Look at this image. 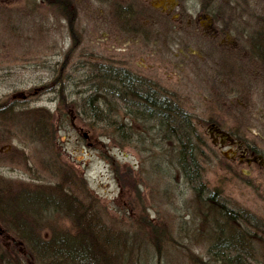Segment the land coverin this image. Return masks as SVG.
Returning <instances> with one entry per match:
<instances>
[{
    "label": "rangeland",
    "instance_id": "1",
    "mask_svg": "<svg viewBox=\"0 0 264 264\" xmlns=\"http://www.w3.org/2000/svg\"><path fill=\"white\" fill-rule=\"evenodd\" d=\"M212 2L235 9L241 18L251 21L253 26L248 34L255 35L264 23V0ZM105 3L106 0H81L82 20L86 25L91 24L92 35L87 34L85 51L79 49V53L89 58L76 56L75 69L62 65L58 69L55 45L68 47L69 43H62L64 33L55 31L51 1L41 6L39 14L29 15L25 8H35L34 0H0V104H5L0 106H11L15 114H1L5 107L0 109V201L7 198L8 191L19 188L51 195L57 184L55 168L69 166L82 176L87 193L96 198L103 218L125 229L136 240L138 262L179 264L193 259L220 262L209 256V245L215 240L211 238L215 234L212 227L217 221L215 214L204 207L203 199L207 194H215L217 198L220 195L219 198L228 199L241 211L253 213L264 221V168L259 163L252 167L231 166L219 152L204 144L199 155L201 181L207 192L201 195L198 182H188L177 164L178 144L174 140L156 142L151 130L153 123L137 117L134 107L124 106L111 92L105 91L107 102L103 105L107 116L124 124L123 129L134 139L132 142H114L110 137L113 129L105 125V120L87 117L89 113L83 111L84 99L94 94L89 88L91 66L103 61L120 65L124 62L164 86L170 84L182 97H187L197 131L213 146L200 104L205 98L202 93L210 86L204 79L207 76L201 74L206 63L199 61L202 64L199 69L198 63L184 69L177 67L176 57L168 58L160 53L150 56L153 40L143 43L141 50L140 45L131 43L136 51L129 55L130 46L129 50H121L129 44L117 41L118 28L104 22L111 16ZM12 11L16 13L14 17H10ZM86 59L90 66L85 64ZM65 60L62 53L61 63ZM241 60L234 65L230 62L227 67L235 73L241 72ZM246 70L250 74L243 77L241 73L238 82L233 81L237 78L235 73L232 77L219 73L218 83L242 85L246 81L247 88L255 89L249 97L252 105L246 108L245 122L249 140L264 155V78H259L256 72L261 69L256 65ZM141 79L149 80L143 76ZM212 81L213 75L209 79ZM115 92L122 95L121 91ZM216 97L228 98L229 92L222 90ZM34 127L35 130L41 127L40 131L35 132ZM195 143L198 144V139H194ZM115 167L120 170L119 176ZM40 203L36 212L23 215L34 230L47 236L72 231L68 214L47 198ZM220 221L229 224L228 219ZM230 223L245 232L247 241L257 243L252 227L244 224V229L236 222ZM5 226L0 223V262H36L28 259L25 243ZM156 242L162 244L161 256L154 253ZM257 250L258 256L263 254V246ZM244 259L248 262V258Z\"/></svg>",
    "mask_w": 264,
    "mask_h": 264
},
{
    "label": "flooded vegetation",
    "instance_id": "2",
    "mask_svg": "<svg viewBox=\"0 0 264 264\" xmlns=\"http://www.w3.org/2000/svg\"><path fill=\"white\" fill-rule=\"evenodd\" d=\"M50 1L54 27L56 25L55 31H62L64 33L62 43L66 41L69 43L68 47H62L60 43L55 45V55L58 57L57 67L60 69L62 65L64 68L75 69L77 65L76 56L80 59L89 58L82 57L85 55L79 53V49H82V52L85 51L83 48L84 39H86L87 34L92 35L91 24L88 22L86 25L82 20L81 0H34L35 8H25V10L29 15L35 12L39 14L44 3H50ZM105 4L109 8L111 16L105 18L104 22L107 26L113 24L118 28L117 41L129 44L121 50H129L131 43L140 45L139 49L141 50L143 43L147 40H153L154 49L150 52V56L155 57L157 53H160L168 58L176 57L177 67L182 66L184 69H191L192 64H197L199 61L206 63V68H202L205 72L201 71V74L207 76L203 78L210 86L206 89L207 92L202 93L205 98L200 104L202 105V114L205 117L206 133L213 146L208 144L207 137L197 131L198 129L194 124L195 115L191 113V107L188 106V98L182 97V94L174 90L170 84L164 86L162 82L142 74L141 71L133 69L124 62L120 65L119 63L112 62L109 64L107 61H103L100 63L104 66V68L102 67L105 76V80H103L104 90L107 89L109 82L107 78L109 69H117L126 74L129 82L128 88L131 87L133 90L131 92L130 89H125V84L117 88L122 92L120 95L123 97L121 103L124 106L134 103L140 104L141 93L134 87H140V85L139 83L130 84V80L141 79L142 76L147 77L149 84L146 87H151L166 97L159 100L149 98L152 103H148L160 102L165 104L167 109H160V112L167 117V122L173 123L174 121L178 124L175 126L160 121L162 123V126L158 125L161 129L158 134L160 137L171 138L172 140V137L179 139L191 136L198 139V144L195 143L192 147L199 153L202 152V145L206 144L213 151L219 152L231 166L247 165L252 167L253 164L259 163L264 168V155L249 140L248 126L245 122L248 114L246 108L252 105L249 97L255 89L247 88L248 85L244 83L248 84L249 82L246 81L242 85L235 82L234 84L223 85L218 83L220 78L217 77L220 74L232 77L235 71H231L227 64L230 65L232 62L234 65L238 60L246 58V61L241 60L242 65L239 66L241 72L235 73L237 78H230L229 80L232 81L233 79V81L238 82L241 73L243 77L249 75L246 67H250V65H256L257 68L261 69L256 73L260 79L264 78V23L259 25L260 29L255 32V35L248 34L253 26L251 21L241 18V13L237 10H230L229 7L212 2V0H202L201 2L194 0H106ZM14 11L10 13V17L16 15V11ZM9 31L11 32V30ZM241 36L242 38H239ZM8 44L11 47V44ZM240 47L244 50L250 49V51L246 50L250 54L241 50ZM135 51V48H131L129 55ZM62 53L67 60L61 63ZM84 61L86 65H89L87 59ZM201 65L198 63V69ZM217 65L220 67L215 68ZM212 75L213 81L209 82ZM123 78L121 77V80ZM151 80L153 82H150ZM112 89L114 88L111 87ZM222 90H227L229 97L215 98ZM145 95L147 94L145 93ZM143 103L146 104L147 102L143 100ZM173 104L177 105L176 111L178 113L185 111L189 117L173 116L171 110ZM187 120L191 126L188 125ZM154 123L153 125H155ZM175 127L180 130H176ZM177 144L176 150L183 154L185 148L179 143Z\"/></svg>",
    "mask_w": 264,
    "mask_h": 264
},
{
    "label": "trees",
    "instance_id": "3",
    "mask_svg": "<svg viewBox=\"0 0 264 264\" xmlns=\"http://www.w3.org/2000/svg\"><path fill=\"white\" fill-rule=\"evenodd\" d=\"M101 67L99 62L94 63L93 67L90 68L89 82H91L89 83V88L94 94L84 99L83 111L89 113L87 117L90 119L105 120V125L113 129V135L110 137L114 142H132L134 139L123 129L124 124L107 116V109L103 105L107 102L104 96L106 90H104L103 80H105V76L104 69ZM121 77L124 78L121 80ZM107 78L108 84L114 88L112 92L118 91L117 88L122 84L126 85L125 89L128 88L129 82L126 74L119 72L117 69H109ZM131 83H139L140 87H134L141 93V103L137 104V110L134 114L139 118H145L147 122H156L151 128L157 139L156 142L159 141L163 144L169 140H174L175 143H182L185 148L184 153L182 154L178 150L175 152L177 164L179 167L183 165L181 171L186 176L187 181L198 182L199 192H202L201 195L206 194L207 189L201 181L199 151L193 150L192 147L194 138L191 136L179 139L172 137L171 140V138L160 137L158 134L161 129L158 125L162 126L160 121L167 122V117L160 112V109H167V107L160 102L153 104L148 102H151V98L159 100L166 97L159 94V91L146 87L149 84L148 81L132 79L130 80ZM128 89L131 92L133 91L131 87ZM143 100L147 103L144 104ZM2 107H5V109L1 114L10 112L12 116L15 115L11 106H0V109ZM171 108L173 116L180 117L182 115L189 117L185 111L178 113L176 104H173ZM167 123L178 125L174 121L173 123ZM126 125H129V123H126ZM188 125L191 126L190 123ZM39 129L36 128L35 130L34 127L35 132ZM188 129L190 130V128ZM176 130L180 129L176 128ZM62 166L55 168L57 184L54 186L56 189L51 195H44L39 190L19 188L10 193L8 191L7 198L3 199V202L0 201V223L4 226L6 225L5 229L25 243L28 249V259L36 261L0 262V264H165V262H138L140 254L137 250L138 248H136V240L125 229L114 223L107 222L100 213L96 198L88 195L82 176L69 166L66 168H62ZM115 171L116 175L119 176L120 170L115 167ZM75 191L77 192L75 193ZM208 196V194L205 195L203 199L204 207L207 206L209 208L208 211L215 214V220L217 221L216 225L212 227L215 230V234L211 238L215 240L209 245V256L213 260L220 262H195L198 259H193L192 262H180L179 264H264V221L253 213L241 211L240 207L235 206L228 199L219 198L220 195L218 198L215 194ZM43 198H47L56 208L58 207L62 212L69 215L72 222L71 232H56L47 236L37 232L26 222L23 215L36 212L37 208L41 206L40 202ZM201 213H203V208ZM227 219L229 224H226V221H220ZM230 222H236L242 225L244 229H246L244 224L252 227L255 230L253 237L257 238V243L254 240L247 241L245 232H241L234 223ZM258 246H263V254L260 256L257 254ZM154 247V253L157 252L161 256L162 244L156 242ZM244 258H248V262Z\"/></svg>",
    "mask_w": 264,
    "mask_h": 264
},
{
    "label": "bare ground",
    "instance_id": "4",
    "mask_svg": "<svg viewBox=\"0 0 264 264\" xmlns=\"http://www.w3.org/2000/svg\"><path fill=\"white\" fill-rule=\"evenodd\" d=\"M106 91H107V94H109V93L111 92L112 95H113V97H114V99H116L117 101L122 102L121 100L123 99V97L120 96V95H118V93L112 92L110 84H107V89H106ZM118 91H120V90H118ZM105 98H106V92H105ZM131 106L134 107V108L137 110V108H136L137 103L130 104V105H128L127 107H131Z\"/></svg>",
    "mask_w": 264,
    "mask_h": 264
},
{
    "label": "water",
    "instance_id": "5",
    "mask_svg": "<svg viewBox=\"0 0 264 264\" xmlns=\"http://www.w3.org/2000/svg\"><path fill=\"white\" fill-rule=\"evenodd\" d=\"M85 136H87V134L85 133Z\"/></svg>",
    "mask_w": 264,
    "mask_h": 264
}]
</instances>
